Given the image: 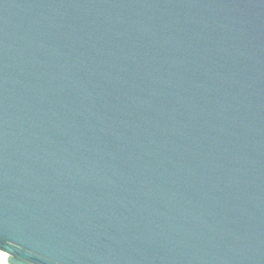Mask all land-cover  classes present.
<instances>
[{
  "label": "water",
  "instance_id": "obj_1",
  "mask_svg": "<svg viewBox=\"0 0 264 264\" xmlns=\"http://www.w3.org/2000/svg\"><path fill=\"white\" fill-rule=\"evenodd\" d=\"M7 264H264V0H0Z\"/></svg>",
  "mask_w": 264,
  "mask_h": 264
},
{
  "label": "bare ground",
  "instance_id": "obj_2",
  "mask_svg": "<svg viewBox=\"0 0 264 264\" xmlns=\"http://www.w3.org/2000/svg\"><path fill=\"white\" fill-rule=\"evenodd\" d=\"M0 255H1V257H2V260L6 262V259H7V255H6V253H4V252H0Z\"/></svg>",
  "mask_w": 264,
  "mask_h": 264
},
{
  "label": "built area",
  "instance_id": "obj_3",
  "mask_svg": "<svg viewBox=\"0 0 264 264\" xmlns=\"http://www.w3.org/2000/svg\"><path fill=\"white\" fill-rule=\"evenodd\" d=\"M0 264H7V262H5V261L2 260L1 255H0Z\"/></svg>",
  "mask_w": 264,
  "mask_h": 264
}]
</instances>
